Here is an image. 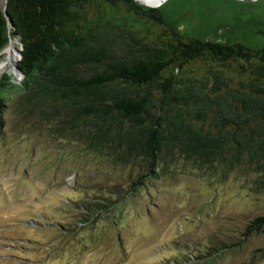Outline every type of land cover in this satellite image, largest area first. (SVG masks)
<instances>
[{
    "label": "trees",
    "instance_id": "obj_1",
    "mask_svg": "<svg viewBox=\"0 0 264 264\" xmlns=\"http://www.w3.org/2000/svg\"><path fill=\"white\" fill-rule=\"evenodd\" d=\"M5 4L0 50L10 37L19 39L22 78L1 82L0 126L8 94L20 87L14 111L27 131L142 169L130 191L181 162L250 176L253 189L264 193V45L185 36L159 8L135 0ZM84 209L86 225L111 210L104 200ZM114 222L110 218L109 226L116 231ZM245 227V236L264 228V215ZM238 246L188 261L205 263Z\"/></svg>",
    "mask_w": 264,
    "mask_h": 264
},
{
    "label": "rangeland",
    "instance_id": "obj_2",
    "mask_svg": "<svg viewBox=\"0 0 264 264\" xmlns=\"http://www.w3.org/2000/svg\"><path fill=\"white\" fill-rule=\"evenodd\" d=\"M157 7L185 36L264 45V0H162ZM13 67L0 73V89L20 82ZM15 89L0 126V264H192V254L237 243L201 264H264V228L243 235L264 215L252 177L179 162L130 191L142 169L27 131L14 111ZM102 200L110 212L81 223L84 206Z\"/></svg>",
    "mask_w": 264,
    "mask_h": 264
},
{
    "label": "bare ground",
    "instance_id": "obj_3",
    "mask_svg": "<svg viewBox=\"0 0 264 264\" xmlns=\"http://www.w3.org/2000/svg\"><path fill=\"white\" fill-rule=\"evenodd\" d=\"M138 1L149 5L158 6L162 0H138ZM0 55H2V57H0V73H1L3 70L7 69L8 63H12L14 65V63L19 58L18 47L16 46L15 40H12L10 38L9 43L6 44L4 48H2V51H0ZM18 73L19 72H17L16 68L13 67V74L17 75Z\"/></svg>",
    "mask_w": 264,
    "mask_h": 264
},
{
    "label": "water",
    "instance_id": "obj_4",
    "mask_svg": "<svg viewBox=\"0 0 264 264\" xmlns=\"http://www.w3.org/2000/svg\"><path fill=\"white\" fill-rule=\"evenodd\" d=\"M137 3L141 4V5H144V6H148V7H154V8H158L157 6H153V5H149V4H146V3H142L138 0H135ZM3 12L5 13L6 15V4H4V7H3ZM7 16V15H6ZM8 18V17H7ZM8 24L10 26V20H8ZM21 49H22V43H21ZM21 49H18V53H19V58L21 57ZM19 58L18 60L14 63V66L17 70V72L21 73V69H20V66H19Z\"/></svg>",
    "mask_w": 264,
    "mask_h": 264
}]
</instances>
